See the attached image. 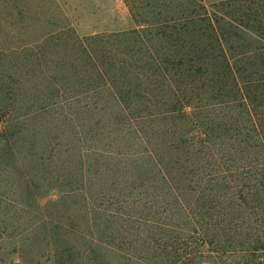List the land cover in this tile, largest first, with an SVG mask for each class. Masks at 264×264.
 <instances>
[{
	"label": "trees",
	"instance_id": "obj_1",
	"mask_svg": "<svg viewBox=\"0 0 264 264\" xmlns=\"http://www.w3.org/2000/svg\"><path fill=\"white\" fill-rule=\"evenodd\" d=\"M123 2L129 30L0 49V209L33 219L0 210V264H264V0Z\"/></svg>",
	"mask_w": 264,
	"mask_h": 264
},
{
	"label": "rangeland",
	"instance_id": "obj_2",
	"mask_svg": "<svg viewBox=\"0 0 264 264\" xmlns=\"http://www.w3.org/2000/svg\"><path fill=\"white\" fill-rule=\"evenodd\" d=\"M220 0H203V3L206 5L211 4ZM70 25L74 31L80 37L87 36L95 33L102 32H118L121 30H129L133 27V23L130 19V15L126 5L123 0H0V49H6L10 47H18L27 40L43 36L47 32L54 31L57 27H63ZM47 50L53 49L62 53L66 48L70 46H65L62 42H55L50 46L46 47ZM40 49V48H39ZM1 55V53H0ZM2 56H8V54H3ZM12 60L7 58L0 62V70L5 71V74L11 67ZM21 64V63H20ZM2 81L5 83V77ZM35 120H32V124ZM1 127V126H0ZM97 182V181H95ZM94 188H96L94 186ZM96 189H94L95 192ZM56 208L53 206L49 207L50 212L55 213ZM5 216L9 217H21L29 220H33L25 212L13 209H0ZM37 211V210H36ZM249 224V223H248ZM246 224H244L245 227ZM205 228V225H202ZM183 227V226H182ZM191 226L184 225L183 228ZM256 230L261 231L260 226L254 227ZM202 229L200 230V232ZM208 234H211L212 231H208ZM250 232V231H248ZM256 232V231H254ZM156 236L160 235V232H155ZM202 233V232H201ZM131 236L135 235L134 230L131 229L129 233ZM167 234L170 237L174 235L171 233ZM242 236L247 234L242 232ZM31 239H40L41 240V231L34 230L30 234ZM203 235V234H202ZM212 235L209 236L211 238ZM183 238L190 237L188 242L205 240L199 233H191L185 231L182 234ZM43 241V240H42ZM238 241H234V246L239 250L241 245H237ZM41 246L42 252H46L45 242L43 241ZM190 248H194V244H190ZM249 244V243H247ZM216 243L213 245L216 247ZM251 245V244H250ZM210 245H201L198 247V251L195 255H188L179 260V263L182 264H250V260L253 259L247 252L239 250L240 252H235L227 254L222 253H208L207 250L214 251L215 248ZM213 248V249H212ZM243 249H248L247 245H244ZM11 247L7 242L0 249V257H8V252H11ZM262 251H260L261 253ZM260 253L257 256H261ZM6 256H5V255ZM12 259L13 256H10ZM9 258V259H10ZM19 259V257H17ZM262 258V257H261ZM5 259V264H9L11 260ZM20 260V259H19ZM37 258L34 255H31L30 251H27L25 255V261L27 263L35 264ZM43 262L45 259H41ZM259 262L264 261L262 259L256 258ZM178 263V264H179ZM47 264V263H46Z\"/></svg>",
	"mask_w": 264,
	"mask_h": 264
},
{
	"label": "built area",
	"instance_id": "obj_3",
	"mask_svg": "<svg viewBox=\"0 0 264 264\" xmlns=\"http://www.w3.org/2000/svg\"><path fill=\"white\" fill-rule=\"evenodd\" d=\"M179 264H182V263H179Z\"/></svg>",
	"mask_w": 264,
	"mask_h": 264
}]
</instances>
